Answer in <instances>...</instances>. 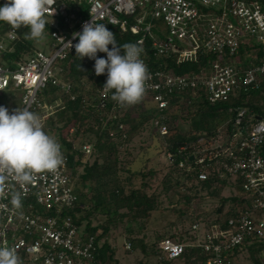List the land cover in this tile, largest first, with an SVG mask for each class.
Segmentation results:
<instances>
[{
    "label": "built area",
    "instance_id": "2783aa9c",
    "mask_svg": "<svg viewBox=\"0 0 264 264\" xmlns=\"http://www.w3.org/2000/svg\"><path fill=\"white\" fill-rule=\"evenodd\" d=\"M84 2L86 17L81 16ZM5 3L0 0V6ZM131 16L132 21L128 18ZM92 17L97 23L140 35L135 44L142 47L140 58L149 72L143 99L154 104L151 125L160 137L166 138L169 132L166 120L171 94L191 89L192 97L204 94L207 101L215 103L228 101L264 80V61H251L247 67L238 61L241 45L247 47L245 53L253 61L258 51L264 55V0H55L46 14L54 28L51 53L34 50L15 62V68L0 65V106L6 107L3 91L12 86L23 93L24 108L46 111L49 106L41 91L49 83H59L54 62L76 54L74 46L79 40L73 39V33H82L83 25ZM60 22L65 24L64 30ZM161 24L167 27V33L160 29ZM17 37L14 28L0 31V54L14 50L11 42ZM147 40L151 44L148 54L144 50ZM120 54H124L123 49ZM148 55L176 63L210 56V62L198 74L178 76L152 66ZM71 86L64 83L62 88L70 94ZM112 94L102 87L93 101L105 107ZM245 115L246 110L239 109L229 131L219 129L215 135L201 136L179 149L186 155L188 147L193 146L189 159L179 161L180 169L192 172L199 180H205L210 172L230 176L232 182L241 179L242 190L250 198V208L230 216L225 227L202 221L192 224L190 245L208 255L205 264H236L237 248L246 241L264 242V119L245 122ZM45 117V113L40 117L43 125ZM118 127L120 131L125 129L123 123ZM73 132L70 128L69 134ZM116 133L111 131L110 136ZM73 148L83 153L82 157L72 153L73 163L92 155L90 143L74 144ZM61 152L64 163L55 172L37 174L26 185L9 179L0 189V247L14 249L21 264H99L94 236L77 223L76 210L85 208L79 203L75 184L77 167L71 165L67 152ZM166 152L169 164L173 163V153ZM17 194L19 208L12 203ZM186 247L187 243L171 238H163L154 246L159 259L169 260L180 257ZM261 256L264 264V246Z\"/></svg>",
    "mask_w": 264,
    "mask_h": 264
},
{
    "label": "trees",
    "instance_id": "16d2710c",
    "mask_svg": "<svg viewBox=\"0 0 264 264\" xmlns=\"http://www.w3.org/2000/svg\"><path fill=\"white\" fill-rule=\"evenodd\" d=\"M71 8L73 7L70 5L69 10ZM81 16L86 17V12L82 10ZM128 18L131 21L133 20L132 16ZM106 27L114 34L118 45L125 43L135 44L137 38L140 36L133 34L130 30L123 32L119 27L112 25H106ZM11 28L14 27L8 23L0 22L1 32L10 30ZM60 28L62 30L66 28L63 22H60ZM14 29L18 36L14 42H11L14 50L0 54L2 58L0 61L1 66L15 68V62L22 60L24 56L34 51L33 40L27 38V34L30 31L29 28L21 26ZM49 29L50 33L54 30L50 25ZM150 46V40H147L146 47H144L146 54H148ZM111 48L112 46L109 45L110 50ZM246 48L244 45L240 46L239 63L247 67L251 61L255 63L264 61L262 51H258L259 56L253 61V58L250 59L246 55ZM148 57L152 66L166 71L171 70L173 74L178 76L198 74L200 69L205 65L208 66L210 62V56L200 57L197 61H186L183 63H176L169 59H157L152 55H148ZM97 58L106 59L107 54L100 52L97 54ZM94 65V59L85 57L79 60L74 53L68 54L65 59L56 60L53 66L59 83H49L41 91V96L48 104L58 99H62L63 101L64 106L57 112L59 117L54 116L55 119L53 116L49 117L48 124L54 125L52 129L60 132L59 139L64 147L61 150L69 154L71 165L75 167L83 166V173L81 175L77 174L76 169L74 170L79 203L84 204L86 201H89L93 206V210H98L108 216L107 224L93 225L92 221L87 219L91 212L82 215L83 209L78 208L76 210L78 214L77 223L82 226L86 220L84 231L95 238L96 262L99 264H112L111 262L115 260V248L106 240L103 243L101 242L109 231L110 223L116 222V220L118 222L125 216L134 220L149 219L151 211L158 209L160 203L158 196L155 194L149 195L142 187L130 188L129 191H126V185L121 184L118 180L117 167H110L106 171L97 174L94 172L102 166L99 163V159L101 158L104 164L112 159L119 162V145L128 144L131 141L134 130L137 131V129H140L148 122L151 123L154 109L138 108V105L140 107L144 105L145 99H142L135 105L123 107L111 99L105 107L99 106L98 103L93 101V98L106 83L107 72L97 76ZM64 83L72 84L70 94L65 93L62 88ZM72 94L75 95L73 99L71 97ZM192 95H194L193 90L186 89L182 93L176 92L170 96L166 120L169 128V132L166 135L168 147L163 150H170L173 153L174 162L167 167L169 172L163 181L164 187L166 190L178 189L189 211L192 203L194 212L197 210L195 208L198 207V203L196 204L194 199L201 191L207 192L213 198L221 199L222 204L214 206V209L209 211V216L202 213H196V215H193V213L188 214V217L184 220L185 222L187 219L189 220L188 227H186L187 225L185 226L186 229L174 231L169 236H161L160 239L171 238L178 242L187 243V247L180 257L172 260L166 258L159 259L158 264H168L177 259L186 260L190 264H205L208 255L201 249L190 245L193 236L190 233L192 224L195 221H202L206 225L219 224L225 227L230 216L250 208V198L242 190L241 179L232 182L230 176L221 177L219 173L210 172L205 180H199L197 175L195 176L192 172L183 171L178 167L181 159H189L190 156L187 157V155L191 153L193 146L188 147L189 150L186 155V151L180 152L179 149L186 142L196 141L201 136L210 137L215 135L219 129H222L224 132L229 131L238 110L241 108L246 110L245 122L250 121L254 123L257 120L264 119V80L260 79L256 85L248 87L246 91L241 92L238 96L228 101L211 103L205 99L204 94L200 96L195 95L196 97H192ZM118 105L120 108H117ZM132 108L136 109V116L132 114ZM120 123H123L125 127L128 126V128L120 131L118 127ZM185 125L186 128L184 127ZM72 127H74L73 134L75 133V136L84 135L88 138L84 143H90L92 155H96L91 164L88 162L73 163L72 153H79L81 157L83 153L80 149L73 148L75 144L74 138L69 139V130ZM111 131L117 132L114 137L110 136ZM123 133L126 134V137H123ZM92 136L95 137L93 141L91 139ZM262 153L264 154V145L262 146ZM153 172L154 170L149 171V173ZM142 176L144 177L145 173H142ZM183 179H186L185 181L187 182L182 181ZM111 180H117L116 182L119 185L116 183L114 188L109 189L108 183ZM230 186L234 188V192L231 193V196H224V189ZM85 189L88 190L87 193H85ZM89 192H92V194L88 195ZM227 203L231 207L224 212ZM122 206L128 207V213H119V209ZM187 213L188 211H183V215ZM188 234L189 236H186ZM132 241L136 243L135 239H132ZM140 246L144 252L148 251L147 245L142 240L140 241ZM263 246L264 242L249 244L246 241L241 247L236 249V255L239 256L245 252L250 256L253 264H262L261 252ZM149 253H155L159 258L158 251L155 248H152V251L150 250Z\"/></svg>",
    "mask_w": 264,
    "mask_h": 264
},
{
    "label": "clouds",
    "instance_id": "9594fccd",
    "mask_svg": "<svg viewBox=\"0 0 264 264\" xmlns=\"http://www.w3.org/2000/svg\"><path fill=\"white\" fill-rule=\"evenodd\" d=\"M54 3L55 0H6L0 6V22L14 28L27 27L30 30L27 38L40 40L48 23L46 14ZM77 37L76 57L94 59L97 76L107 72L103 91L113 92L111 99L122 107L139 103L149 79L147 66L140 58L142 47L132 43L118 45L106 25L97 23L93 17L85 22L82 33H73V39ZM67 45L73 46L70 41ZM98 52L106 53L107 58H97ZM63 163L61 145L44 131L36 113L18 108L10 114L6 107L0 106V189L9 179L22 185L32 183L37 174L55 172ZM12 203L20 207L18 194L12 197ZM0 264H21V261L14 249L0 247Z\"/></svg>",
    "mask_w": 264,
    "mask_h": 264
},
{
    "label": "rangeland",
    "instance_id": "374dc122",
    "mask_svg": "<svg viewBox=\"0 0 264 264\" xmlns=\"http://www.w3.org/2000/svg\"><path fill=\"white\" fill-rule=\"evenodd\" d=\"M86 6V3L84 2L82 5L83 12H86ZM49 22H52V20H48L44 31V37L42 39H31L34 42V50L43 51L46 54H50L52 50V37L49 29ZM159 26L160 29L165 33L168 32L167 27L164 24ZM22 96L23 93L12 86L9 89L3 91V99L10 113L18 108L21 110L24 109L22 104ZM143 104L141 107L138 105V108L148 109L154 105L152 101L148 99L146 103ZM48 106L49 107L46 106V108H44L46 111H41L38 109L31 111L36 113L39 117H41L44 113L46 114L43 125L44 131L47 134L53 136L61 145V149H63V144L59 139L60 132L58 130L54 131L52 129V126L54 125L48 124L49 117H59L57 112L61 107L64 106L63 101L62 99H58L57 101L54 100L48 104ZM132 110V114L136 116V109L132 108ZM184 127L186 128V125ZM125 128L127 129L128 126ZM72 138H74L75 144L77 146L88 140V138L84 135L75 136V133H70L69 139ZM91 139L93 141L95 137L92 136ZM165 145L166 138L160 137L156 130H154L152 127L151 123L148 122L140 129H137V131L134 130V134L128 144L119 145V162H116L114 159H112L104 164L103 159H99V163L102 166H100L99 169L94 172L95 174L104 172L110 167H117L118 180L121 182V184L126 185V191H129L130 188L142 187L149 195L155 194L158 196L160 203L158 209L151 211V216L149 219L134 220L125 216L118 222L116 220V222L110 223L109 231L101 240V242L103 243L106 240L113 248H115V260L111 262L112 264H158L159 258L157 254L149 252L150 250L152 251V248H154L157 242L161 240V236H169L174 231L186 229V227H188L189 220L187 219L186 222L184 220L188 217V214L193 213V215H196V213H202L209 216V211L214 209V206L222 204L221 199L213 198L207 192L201 191V193L194 199V202L196 204L198 203V207L195 208L197 210L194 212L192 203L190 206L191 209L189 211L187 206L184 204L183 198H181L178 189H165L163 181L166 178V174L169 172L167 170L169 165L167 152L163 150L165 149ZM95 157L96 155L87 156L81 163L88 162L91 164ZM76 170L77 174L81 175L83 173V166L77 167ZM151 170H154V172L149 173ZM141 172L145 173L144 177L142 176ZM185 180L186 179H183L182 181L187 182ZM116 181H109V189L115 187L117 183ZM117 184L119 185V183ZM84 191L87 193L88 190L85 189ZM232 192H234V188L232 186L226 187V189L223 191V195L231 196ZM89 193L88 195L92 194V192ZM84 206L85 208L83 209L82 215H86L87 212H91L89 218L87 219H90L93 225H103L108 223V216L103 212L93 210V206L89 201H86ZM230 207V204L227 203L224 212L227 211V209H230ZM184 210L188 211V213L183 215ZM119 213H128V207L122 206L119 209ZM85 223L86 220L81 226L82 229H84ZM186 236H189V234ZM132 239H135L136 243H134ZM141 240L147 245L149 252H144L142 250L140 246ZM168 264L190 263L183 259H177L176 261L170 262ZM236 264H253V262L250 256L244 252L237 257Z\"/></svg>",
    "mask_w": 264,
    "mask_h": 264
},
{
    "label": "water",
    "instance_id": "95a60500",
    "mask_svg": "<svg viewBox=\"0 0 264 264\" xmlns=\"http://www.w3.org/2000/svg\"><path fill=\"white\" fill-rule=\"evenodd\" d=\"M191 159H193V156H191Z\"/></svg>",
    "mask_w": 264,
    "mask_h": 264
}]
</instances>
